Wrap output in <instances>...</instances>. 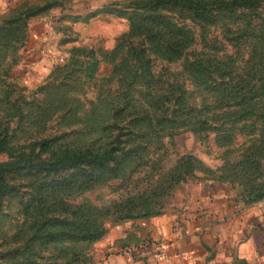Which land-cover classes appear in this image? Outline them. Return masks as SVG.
Masks as SVG:
<instances>
[{"label": "rangeland", "instance_id": "obj_1", "mask_svg": "<svg viewBox=\"0 0 264 264\" xmlns=\"http://www.w3.org/2000/svg\"><path fill=\"white\" fill-rule=\"evenodd\" d=\"M133 1L0 0V264H162L144 245L182 249L152 218L264 206V0L158 9L191 31L175 57ZM88 150L106 170L51 165Z\"/></svg>", "mask_w": 264, "mask_h": 264}, {"label": "crops", "instance_id": "obj_2", "mask_svg": "<svg viewBox=\"0 0 264 264\" xmlns=\"http://www.w3.org/2000/svg\"><path fill=\"white\" fill-rule=\"evenodd\" d=\"M202 199L205 201L204 196L197 194L186 200L185 207L168 209L165 218L161 220L159 217L152 218L157 228L161 229L162 236L159 237L171 240L169 251L170 249L188 251V255H178L179 257L174 260L168 259V262L162 264H234L235 256L253 257L257 263H264V206L260 208L253 205L245 206L240 208V213L235 218H229L227 213L225 217H220L216 214L217 209L214 205L217 204V200L214 193L207 196V201L203 202ZM191 204L195 207L193 211L191 210L194 214L190 215V218H185L182 213L187 212L185 209ZM206 204L207 208L212 207V211L204 207ZM179 211L184 212L179 215ZM174 216H180L185 222L183 226H187L180 234H177L180 229L177 232L171 228L170 217ZM226 218L229 219L224 222ZM182 236L183 239L190 238V241L186 240L185 243ZM117 264H122L120 258L117 259Z\"/></svg>", "mask_w": 264, "mask_h": 264}, {"label": "trees", "instance_id": "obj_3", "mask_svg": "<svg viewBox=\"0 0 264 264\" xmlns=\"http://www.w3.org/2000/svg\"><path fill=\"white\" fill-rule=\"evenodd\" d=\"M253 1L254 0H135L133 3L137 4L139 10L136 13L132 12L129 18L133 21L135 17H137L141 22L148 19L149 21L146 22L145 28L150 32L147 33V36L150 37L153 44H157L160 38H164L167 46L166 50H171L172 52H170L173 54V57H175L178 54L179 48L186 45L190 41L192 36L191 31L188 27H184L182 24L178 23L177 18L174 17L173 14H168L166 12L165 14L157 11L158 9H164L171 11L172 13H175V11L180 9H187L191 12L192 16L203 20H213L225 9L234 4H251ZM115 152V149L112 151L108 149L105 152L107 154L105 158L114 157L113 154H115ZM102 154L104 153L95 154L89 150L87 152L74 151L70 154L63 155L62 159L55 160L51 165L54 167L64 168L72 166L81 167L84 164H87L92 166L97 165V168H103L106 170L108 166L107 161L109 160H105ZM3 166V164H0V183L3 179ZM178 173H181V170H179ZM91 175L92 174H90V178ZM183 177L178 174L174 182L182 180ZM144 195L140 194L141 201H145L147 199L143 197ZM163 207L165 206L161 205L159 209L161 210Z\"/></svg>", "mask_w": 264, "mask_h": 264}, {"label": "built area", "instance_id": "obj_4", "mask_svg": "<svg viewBox=\"0 0 264 264\" xmlns=\"http://www.w3.org/2000/svg\"><path fill=\"white\" fill-rule=\"evenodd\" d=\"M29 72H30V68L26 69L25 74L28 75ZM148 253H150L152 256H155L157 259L161 260L163 258L170 257V256H178L180 254L186 255L188 251L181 250L179 252L169 253L167 250H165V248L161 247L160 244L155 243V244H152L151 246L144 245V247L141 250V255H148Z\"/></svg>", "mask_w": 264, "mask_h": 264}]
</instances>
